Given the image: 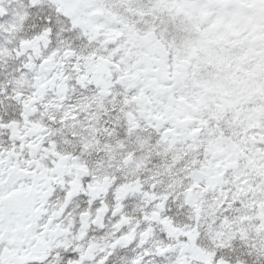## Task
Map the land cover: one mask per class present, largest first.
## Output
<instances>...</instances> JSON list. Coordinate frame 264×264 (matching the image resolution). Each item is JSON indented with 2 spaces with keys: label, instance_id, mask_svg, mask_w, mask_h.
<instances>
[{
  "label": "snow or ice",
  "instance_id": "6c2138e0",
  "mask_svg": "<svg viewBox=\"0 0 264 264\" xmlns=\"http://www.w3.org/2000/svg\"><path fill=\"white\" fill-rule=\"evenodd\" d=\"M0 264H264V0H0Z\"/></svg>",
  "mask_w": 264,
  "mask_h": 264
}]
</instances>
